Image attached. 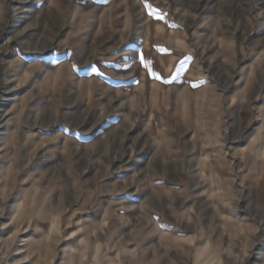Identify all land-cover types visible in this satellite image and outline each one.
I'll use <instances>...</instances> for the list:
<instances>
[{"label":"rangeland","instance_id":"1","mask_svg":"<svg viewBox=\"0 0 264 264\" xmlns=\"http://www.w3.org/2000/svg\"><path fill=\"white\" fill-rule=\"evenodd\" d=\"M0 264H264V0H0Z\"/></svg>","mask_w":264,"mask_h":264},{"label":"snow or ice","instance_id":"2","mask_svg":"<svg viewBox=\"0 0 264 264\" xmlns=\"http://www.w3.org/2000/svg\"><path fill=\"white\" fill-rule=\"evenodd\" d=\"M157 51L163 52V51H166V50H165V49L158 48ZM139 59H140V63H141V65L144 66V67H146V68H148V67L152 64L151 61L146 60V59L144 58L143 54L140 55ZM90 67L92 68L93 71H95V66H90ZM150 74H151L154 78H156V79H161V76H160L159 73L156 72V71H151ZM165 82H166V81H165Z\"/></svg>","mask_w":264,"mask_h":264},{"label":"crops","instance_id":"3","mask_svg":"<svg viewBox=\"0 0 264 264\" xmlns=\"http://www.w3.org/2000/svg\"><path fill=\"white\" fill-rule=\"evenodd\" d=\"M206 21H207V22H209V20H208V19H205V20H204V22H205V23H207Z\"/></svg>","mask_w":264,"mask_h":264},{"label":"bare ground","instance_id":"4","mask_svg":"<svg viewBox=\"0 0 264 264\" xmlns=\"http://www.w3.org/2000/svg\"><path fill=\"white\" fill-rule=\"evenodd\" d=\"M207 22V21H206ZM203 33L201 32V34L200 35H202ZM144 161H145V159H144Z\"/></svg>","mask_w":264,"mask_h":264}]
</instances>
